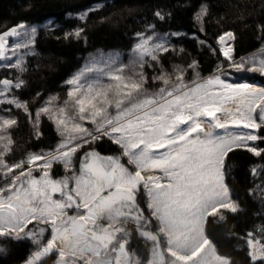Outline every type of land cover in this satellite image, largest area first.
<instances>
[{"label": "snow or ice", "instance_id": "6c2138e0", "mask_svg": "<svg viewBox=\"0 0 264 264\" xmlns=\"http://www.w3.org/2000/svg\"><path fill=\"white\" fill-rule=\"evenodd\" d=\"M103 7L69 13L80 23L63 30L52 18L0 28V67L16 73L0 78V254L30 242L16 264H236L211 226L243 210L226 179L235 152L264 157V24L259 48L241 54L232 29L209 36L207 4L192 13L196 31L145 19L126 51L89 52L61 91L22 98L41 31L87 45L89 13ZM152 15L171 17L162 7ZM13 109L31 127L26 148ZM232 227L247 264H264V223L240 236Z\"/></svg>", "mask_w": 264, "mask_h": 264}, {"label": "trees", "instance_id": "16d2710c", "mask_svg": "<svg viewBox=\"0 0 264 264\" xmlns=\"http://www.w3.org/2000/svg\"><path fill=\"white\" fill-rule=\"evenodd\" d=\"M98 2L104 7L89 13L87 45L82 42L58 41L54 37L60 35L59 31H41L38 54L29 58V73L26 77L29 86L21 94L22 98L31 100L41 90L61 91L60 81L75 70L82 63L81 57L89 52L97 49L126 51L132 43V33L143 29L145 19L155 23L159 31H196L192 13L201 3L209 6L206 27L210 37L223 30L232 29L236 34L235 47L241 54L252 52L260 46V41L256 38L257 25L264 24V0H0V28L4 25L11 26L20 20L42 24L46 19L52 18L61 30L67 29L80 23L69 13L82 11ZM156 7L169 11L171 17L164 22L155 20L152 12ZM101 16L107 19L100 22ZM184 43L189 50L195 47L191 39L186 38ZM203 62L204 67H208L211 63L210 57L203 56ZM37 67L38 70H35ZM15 75L14 71L0 67V78H12ZM255 79L260 81L259 76ZM13 111L19 117V128L14 137L21 148H26L34 143L30 141L31 127L22 112L15 109ZM43 131L49 139L55 135L48 123H44ZM232 163L233 168L226 179L243 210L235 216L229 215L228 225L211 227L220 254L229 256L236 264H247L249 258L246 255V246L236 247L238 243L244 244V241L229 237L226 233L234 225L232 231L240 236L251 230L253 225L264 223V217L261 216L264 209L261 208L258 195L264 189V157H254L246 150H239L232 156ZM253 166L257 168V172L250 174ZM250 188L255 189L252 194L248 191ZM134 243L137 251L146 256L144 245L140 241ZM29 248L30 242L13 246L6 259L0 254V264H16V261L27 255Z\"/></svg>", "mask_w": 264, "mask_h": 264}, {"label": "rangeland", "instance_id": "374dc122", "mask_svg": "<svg viewBox=\"0 0 264 264\" xmlns=\"http://www.w3.org/2000/svg\"><path fill=\"white\" fill-rule=\"evenodd\" d=\"M124 59H127V56H126V55L124 56ZM1 63H2V62H1ZM257 76H258V75H257ZM257 76H256V77H257ZM256 82L259 83V82H260L259 79H257ZM0 107H1V105H0Z\"/></svg>", "mask_w": 264, "mask_h": 264}]
</instances>
